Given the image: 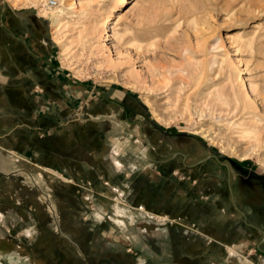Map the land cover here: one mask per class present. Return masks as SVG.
I'll use <instances>...</instances> for the list:
<instances>
[{"label": "rangeland", "instance_id": "obj_1", "mask_svg": "<svg viewBox=\"0 0 264 264\" xmlns=\"http://www.w3.org/2000/svg\"><path fill=\"white\" fill-rule=\"evenodd\" d=\"M74 1L93 7L99 32L77 36L89 19L72 12L58 43L40 2L0 0V264H264V37L251 51L228 37L264 30V0H134L113 38L119 0L57 5ZM196 43L232 65L263 120L254 138L239 129L248 110L204 105L225 72L179 78Z\"/></svg>", "mask_w": 264, "mask_h": 264}, {"label": "bare ground", "instance_id": "obj_2", "mask_svg": "<svg viewBox=\"0 0 264 264\" xmlns=\"http://www.w3.org/2000/svg\"><path fill=\"white\" fill-rule=\"evenodd\" d=\"M10 1L13 5H15L21 0H10ZM55 1H56V5L51 7L49 4V0H40V1L39 0L38 1L31 0V2H33L35 4L40 2L43 5V7L39 9L42 16H46L49 13L51 14V24H52V28H53L52 33L56 35V38H57L56 42H58V43L61 42L59 40V38H60V34H61L60 29L62 26L61 25L62 20L72 12H74V14H78V15L80 14L81 19H85V20L89 19L88 22H82L83 24L81 25L77 36L80 37V36H84L85 34H86V36H92L98 31L97 28L99 25V21H98L97 17L95 16L94 9L91 5L84 4L85 6H83V5L79 4L80 6L77 7L78 6V5H76L77 1L76 2L74 1L71 3H66V4L64 3V5H63V3H61V7H59L57 5V0H55ZM132 1H134V0H119L118 1L116 11L110 15V17H109L110 19H108L109 22L104 25L105 26L104 27L105 33H106L107 37L110 36L113 38V35H115V33H117V32H114L113 29L116 25L117 20L120 18L121 8L124 7L126 4L132 2ZM78 3H80V2H78ZM253 7H254V9L262 7V3L253 1ZM90 18H92V20H90ZM150 18H152V17H150ZM243 18H246V17H243ZM193 19H195V18H193ZM149 26L150 25H148V27ZM152 27H154V26H152ZM259 29H261V31ZM148 30H150V29H148ZM243 31L240 29L237 32H235L233 35L228 36L231 39V41L236 43V45L239 48L250 49V48H253L257 44L256 42H258V43L260 42L259 44L263 43V42H261V40L264 37V30L261 27L254 26L252 32L247 33V34H244ZM120 38L121 37H119L118 39L120 40ZM206 45L201 44L199 46L196 43L195 46H192L189 49L184 48L182 50L183 51L182 54L184 55L183 56L184 57V64H181L179 67H177V73L179 75V78L181 80L191 81V85L193 82L194 83L193 85L195 87L196 85H200L202 82H204L206 80L215 79L214 77H218V76H220V74L222 72L223 73L225 72L224 74L226 77H224V78L227 80V84L225 86V89L222 88L220 90L219 89L214 90V88L211 84V85H207L204 88L203 92H201V96H202L204 102H206L209 99V102H206L204 105L207 106L208 108H209V106H210V108L211 107L213 108V107H217L218 105H225V107H226V106L232 104L233 108H235V109L238 106H240V108L242 107L241 110H245V111L248 110L249 111L248 113L251 114V118L248 120L246 118H243L242 123L239 124V126H240L239 129H240L241 134H243V136L244 135L248 136V134H249L248 137H250L251 135L252 136L255 135L257 133V131L259 130L258 123L262 122L263 120L260 118L259 115H257L256 113H254L252 111L253 110L252 104L249 101V98H248L246 92L239 90V85L236 84L234 72L230 71V70L233 71L232 65L227 64L226 60L223 59L222 57L220 58L216 54H212V52L210 51V48H208V46H206ZM98 47H101V46L99 45ZM258 48H261L260 45L258 46ZM250 51H251V49H250ZM199 56H201V57L199 58ZM129 59L130 58H128V60ZM102 62H104V64H108V65H115L112 62V60L111 59L109 60L107 57H103ZM155 71L157 73V68L155 69ZM163 76H165V74ZM162 79H165V77H163ZM166 79L168 80V78H166ZM162 82H164L165 85L167 84L164 80ZM189 89H191V88L189 87ZM175 91L178 93L182 92L183 91L182 85L180 84L179 87H177L175 89ZM144 102L146 105H148L150 107L151 112L155 116L156 120H158L159 122L164 121L163 117L161 116L162 113L161 114L157 113V110L155 109L153 102H151L150 99L146 98L144 100ZM164 122L168 123V121L167 122L164 121ZM194 134H199L203 138H207L211 143H213L214 140L216 139L214 132H212L211 128H209L208 126L207 127L199 126L198 129L194 130ZM253 138H254V136H253ZM262 141H264V140H262ZM257 145H259V144H257ZM252 147H254V146L252 145ZM252 147L249 146L248 148H244L243 150L239 151V150H236L235 148H233L231 146H222L221 151H224V152L227 151L230 154L237 155L241 159V158H246L247 156H249L253 152H255V150Z\"/></svg>", "mask_w": 264, "mask_h": 264}, {"label": "flooded vegetation", "instance_id": "obj_3", "mask_svg": "<svg viewBox=\"0 0 264 264\" xmlns=\"http://www.w3.org/2000/svg\"><path fill=\"white\" fill-rule=\"evenodd\" d=\"M163 132H165V131H163ZM210 159H207V160H205V161H202V162H200L199 164H197V165H195L194 166V169L196 168V169H198V168H201L200 166H202L203 164H205L207 161H209ZM234 167L236 168V169H238L239 171H242V172H246L247 173V180L245 181L246 183H247V185H250V182H255V181H261V176H259V175H256V174H254L251 170H249L247 167H245V166H243V165H240V166H238V165H234ZM130 194H131V192H130ZM129 195V194H128ZM48 263V262H47Z\"/></svg>", "mask_w": 264, "mask_h": 264}, {"label": "crops", "instance_id": "obj_4", "mask_svg": "<svg viewBox=\"0 0 264 264\" xmlns=\"http://www.w3.org/2000/svg\"><path fill=\"white\" fill-rule=\"evenodd\" d=\"M9 98V97H8ZM15 98V97H14ZM14 99H12V101H13ZM0 159L2 160V161H4L5 163H6V161H8L7 160V157H6V155L4 156V155H0Z\"/></svg>", "mask_w": 264, "mask_h": 264}, {"label": "built area", "instance_id": "obj_5", "mask_svg": "<svg viewBox=\"0 0 264 264\" xmlns=\"http://www.w3.org/2000/svg\"><path fill=\"white\" fill-rule=\"evenodd\" d=\"M49 4L51 7L56 5V1L55 0H49Z\"/></svg>", "mask_w": 264, "mask_h": 264}, {"label": "water", "instance_id": "obj_6", "mask_svg": "<svg viewBox=\"0 0 264 264\" xmlns=\"http://www.w3.org/2000/svg\"><path fill=\"white\" fill-rule=\"evenodd\" d=\"M147 147H149V143L147 142Z\"/></svg>", "mask_w": 264, "mask_h": 264}, {"label": "trees", "instance_id": "obj_7", "mask_svg": "<svg viewBox=\"0 0 264 264\" xmlns=\"http://www.w3.org/2000/svg\"><path fill=\"white\" fill-rule=\"evenodd\" d=\"M161 130H164V129L161 128Z\"/></svg>", "mask_w": 264, "mask_h": 264}]
</instances>
